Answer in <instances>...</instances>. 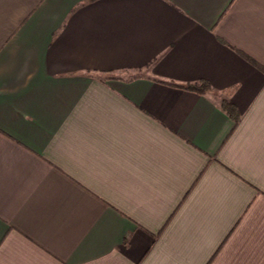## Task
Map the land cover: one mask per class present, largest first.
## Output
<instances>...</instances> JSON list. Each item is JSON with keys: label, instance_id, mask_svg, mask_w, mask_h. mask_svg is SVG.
<instances>
[{"label": "crops", "instance_id": "0c3cea01", "mask_svg": "<svg viewBox=\"0 0 264 264\" xmlns=\"http://www.w3.org/2000/svg\"><path fill=\"white\" fill-rule=\"evenodd\" d=\"M0 264H264V0H0Z\"/></svg>", "mask_w": 264, "mask_h": 264}, {"label": "trees", "instance_id": "16d2710c", "mask_svg": "<svg viewBox=\"0 0 264 264\" xmlns=\"http://www.w3.org/2000/svg\"><path fill=\"white\" fill-rule=\"evenodd\" d=\"M184 87L186 89L195 90L198 92H202V91L209 88V86L206 85V83H201L199 85L198 84H190V85H185ZM222 107H223V110H226L228 112V114L232 115L234 109H232L233 107L229 103H223ZM232 117L235 119V121H237L238 117L236 115H234V116L232 115Z\"/></svg>", "mask_w": 264, "mask_h": 264}]
</instances>
